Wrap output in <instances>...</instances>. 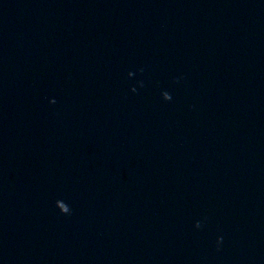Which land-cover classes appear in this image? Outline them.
Returning a JSON list of instances; mask_svg holds the SVG:
<instances>
[{
	"label": "water",
	"instance_id": "1",
	"mask_svg": "<svg viewBox=\"0 0 264 264\" xmlns=\"http://www.w3.org/2000/svg\"><path fill=\"white\" fill-rule=\"evenodd\" d=\"M0 264H264V0H0Z\"/></svg>",
	"mask_w": 264,
	"mask_h": 264
}]
</instances>
